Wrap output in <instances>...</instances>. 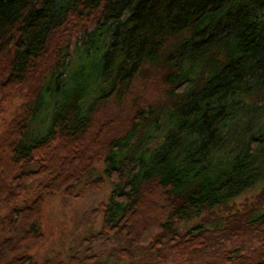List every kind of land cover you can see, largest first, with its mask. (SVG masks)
<instances>
[{"label":"trees","instance_id":"16d2710c","mask_svg":"<svg viewBox=\"0 0 264 264\" xmlns=\"http://www.w3.org/2000/svg\"><path fill=\"white\" fill-rule=\"evenodd\" d=\"M188 28L192 36L161 65L162 104L139 106L112 133L100 107ZM15 96L22 102L0 132V264H88L92 242L116 236L129 242L121 257L139 247L180 264L221 239L264 234V0H0V117ZM166 116L172 125L156 143ZM96 159L113 186L98 208L101 229L42 263L28 254L8 261L42 239L45 193L102 187L103 176L86 178ZM251 191L257 206L232 204ZM194 218L201 222L177 226ZM237 251L226 261L264 264V242Z\"/></svg>","mask_w":264,"mask_h":264},{"label":"rangeland","instance_id":"374dc122","mask_svg":"<svg viewBox=\"0 0 264 264\" xmlns=\"http://www.w3.org/2000/svg\"><path fill=\"white\" fill-rule=\"evenodd\" d=\"M193 32L194 29L188 28L178 33L171 40L170 44L164 48L158 64L146 68L144 72L136 76L120 98L112 96L100 107L99 117L103 121L108 120L112 122L114 129L112 133L118 132L120 128H124L131 114H133L134 110L139 106L147 108L149 104L152 103L162 104L165 99L164 91L166 90L164 75H166L167 72L161 69V65L164 59L167 58L183 40L192 36ZM80 46L81 43H77L73 46V60L77 64L81 63L80 60L84 62L86 59L83 53H81L83 49L77 50ZM69 75L71 78L70 80L67 78V89L75 86L74 79L79 75V68L77 65L70 70ZM21 102L22 98L15 96L6 106L5 115L0 117V132L3 129V118H11L13 112L17 110ZM40 119L41 118H38L34 123V133L40 131ZM169 119L168 116L163 117L160 128L153 131V134L157 136L155 139L157 140L156 143L164 139L169 127L172 125ZM152 142L154 141H151V143ZM104 169L105 164L103 159H96L92 169L86 175V178H96L98 176H103L105 178L99 190H92L81 183L77 186V192L79 193L78 197L67 198L60 193H45L38 220V226L43 233L42 239L32 246L10 254L7 260L10 261L17 255L28 254L38 263H42L47 258H52L56 252H63L72 248L77 250L78 245L84 237L99 231L102 226L103 211L98 208H101L102 203L108 201L113 189L112 183L105 175ZM43 180L44 178L39 179L30 187L26 195L28 201L32 200L35 195L41 192L40 183ZM232 204L235 207H245V205L247 207L257 206L255 192L251 191L239 196ZM96 209H98V211L94 213ZM225 213V210L220 212V214ZM199 222H201L200 218H194L179 222L177 226L181 231H185L190 226ZM263 237L264 234H250L221 239L180 264H233L226 261L224 257L225 253L238 250L236 254H249L250 251L259 248L263 244ZM128 243L129 242H127L124 236H116L109 241L99 239L92 242L90 246L91 249L87 254L94 255L95 261L88 262V264H175L173 256L167 261H161L153 255H148L144 249L139 247L132 248L131 256L127 258L121 257L118 251L123 247H129ZM79 250L84 256L86 255V247Z\"/></svg>","mask_w":264,"mask_h":264}]
</instances>
